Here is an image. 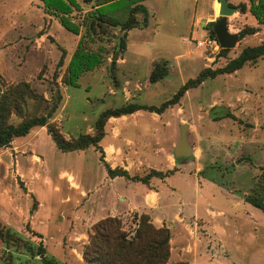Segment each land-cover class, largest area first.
<instances>
[{
    "label": "rangeland",
    "instance_id": "374dc122",
    "mask_svg": "<svg viewBox=\"0 0 264 264\" xmlns=\"http://www.w3.org/2000/svg\"><path fill=\"white\" fill-rule=\"evenodd\" d=\"M78 1L84 11L90 8ZM244 1L232 0L235 5ZM144 4L149 22L129 31L114 71L116 41L97 39L95 47L107 48L103 62L71 86L64 75L81 35L48 13L42 0H0V87L6 90L26 81L39 95L27 97L22 111L13 110L9 121L18 124L46 115L60 94L50 121L70 140L95 135L103 111L129 103L160 106L205 68L224 67L244 47L264 43V24L249 11L228 17L230 32L239 33L247 26L260 31L239 40L224 55L215 44L198 46V41L211 36L209 23L220 18L214 5L211 9V0H145ZM81 14L76 11L74 18L79 20ZM138 18L143 21L142 14ZM158 62L168 63V76L152 82L150 73ZM183 124L193 151L185 163L174 155ZM100 145L112 168L132 175L171 169L177 175L170 181L154 177L149 184L111 178L98 148L63 152L45 126L37 127L0 147V224L34 247L43 241L47 253L61 263L84 264L83 251L97 222L118 217L127 231L135 229L136 217L144 212L140 208L111 213L126 203L129 184L137 187L138 204L139 194L148 188L161 190L165 201V194H170L174 203L180 198L194 202L201 186L196 202L201 214L211 205L212 211L228 215L216 222L219 233L206 216L188 218L194 229L191 243L201 242L202 252L209 253L200 251L194 264H264V211L247 201L249 196L264 199V57L234 73L206 79L163 113L138 110L109 117ZM169 187L177 191L171 193ZM9 251L15 264H42L41 256L0 238V264L6 263Z\"/></svg>",
    "mask_w": 264,
    "mask_h": 264
},
{
    "label": "trees",
    "instance_id": "16d2710c",
    "mask_svg": "<svg viewBox=\"0 0 264 264\" xmlns=\"http://www.w3.org/2000/svg\"><path fill=\"white\" fill-rule=\"evenodd\" d=\"M46 11L55 15L60 23L76 35H81L78 45L72 54L66 67L64 81L68 85H78L84 72L90 71L100 65L104 60L105 45L94 46L100 41H116L112 70L114 71L119 58L127 47L128 33L132 28L147 26L149 22V9L144 4L145 0H83L90 8L84 11L83 5L78 0H42ZM241 13L250 12L260 24H264V0H248L235 5ZM82 12L80 19L74 18L75 12ZM143 15L141 22L138 15ZM219 20V19H218ZM214 21L209 23L212 38L217 39L213 30ZM114 29L122 31L114 33ZM260 31L259 27L247 26L238 34L242 40L249 34ZM231 49L222 48V54H227ZM119 56V57H118ZM264 57V43L244 47L239 55L224 66L216 69L205 68L194 79H189L177 92L160 106L139 105L129 103L116 109H107L102 112L97 121V133L95 135L80 134L72 140L67 139L55 122L50 121L56 111L61 95L57 102L46 115L28 117L18 124L9 121L13 110L22 111V102L27 97L37 98L39 95L29 82L23 81L9 86L6 90L0 87V147L10 145L15 137L28 135L34 128L46 127L57 147L63 152H71L86 149L90 146L98 148L102 155L107 172L111 177L122 176L133 181L149 184L154 177L165 178L173 174L174 170L151 169L145 175L130 174L129 171L120 168H112L105 161L104 151L100 141L104 136L106 120L111 116L128 115L138 110H149L163 113L170 106L180 102L189 89L200 86L208 78H216L221 74H231L242 69L248 63ZM63 54L58 66L64 64ZM168 63L158 62L150 73V80L157 82L168 76ZM114 74V73H113ZM227 117L233 115L227 113ZM247 201L264 211V199L262 197H247ZM0 238L7 244L24 247L34 256H41L42 264H64L51 257L41 241L38 247H34L23 237L19 236L9 227L0 224ZM172 232L167 226H157L151 216L142 213L136 217V227L132 233L124 228L121 218L106 217L97 222L93 227L90 242L83 251L84 264H190L187 261L170 262L172 256ZM13 253L9 251L4 264H15Z\"/></svg>",
    "mask_w": 264,
    "mask_h": 264
},
{
    "label": "crops",
    "instance_id": "0c3cea01",
    "mask_svg": "<svg viewBox=\"0 0 264 264\" xmlns=\"http://www.w3.org/2000/svg\"><path fill=\"white\" fill-rule=\"evenodd\" d=\"M198 1L199 0H197V2ZM229 2L233 3L232 0H229ZM244 2H248V0ZM213 5H214L215 11L217 12L218 0H211V9ZM228 28H229V23H228ZM178 143L175 145L174 155H175L176 147ZM180 158H183V157H180ZM176 159L178 160L179 158H176ZM176 175L177 174H172L170 176H167L165 178H160V179L162 180L166 179V181L167 180L170 181L171 178H173V176H176ZM119 177L120 176L111 177V178L116 179ZM166 187L168 188V186ZM136 188H137L136 185L129 184L128 190L126 191V195L124 197L126 200V203H120L119 204L120 207L118 206V208H115L114 211H111V213H113L112 215H120L136 207L137 209L140 208L139 210L144 211L143 213L149 214L152 217L153 222L157 226L167 225L172 232L171 259H174L175 261L187 260L188 262H190V264H194L193 260L198 258V256L200 255V251L202 252V248L200 247L201 242H199L198 244L196 242H194L193 244L191 243V239H193L194 237L193 236L194 229L192 227L193 226L192 222H190L188 218L194 217L195 215H196V218L199 217L200 215L206 216L208 217V220H209L208 225L210 227L211 226L215 227V229H217L219 233L220 228L217 226L216 222L218 221V219H220V217H224V216L226 217L228 215L227 211H212L211 205H208L205 211H203V214H201V211H200L201 206L199 203H196L197 199L199 198L198 196H201L200 194L201 192H203L201 186L198 187L200 190V194H198V196L195 197L194 202L190 200H185L184 198H180L179 200H177L176 203L169 200L171 197L170 194H165V195H168L167 201H165L166 199H164V196H162L163 192L161 190L156 189V188H148L146 191L139 194V197L142 200L139 203L140 205L134 202ZM169 190L171 193H175L177 191L176 189H174V187H169ZM168 201L169 203H167ZM191 207H194L197 210L188 211V209ZM254 212H257V211H254ZM223 223L225 226H229L230 221L225 219ZM205 252L206 253L202 252L203 255L208 256L209 255L208 251L205 250ZM193 255L196 257H193Z\"/></svg>",
    "mask_w": 264,
    "mask_h": 264
},
{
    "label": "water",
    "instance_id": "95a60500",
    "mask_svg": "<svg viewBox=\"0 0 264 264\" xmlns=\"http://www.w3.org/2000/svg\"><path fill=\"white\" fill-rule=\"evenodd\" d=\"M219 7V20L214 22L213 30L217 35V40L221 48L232 49L236 46L240 37L238 33H232L228 28V17L238 11L237 7L231 5L229 0H218ZM187 124L181 126V136L179 143L176 147L175 156L176 158L183 157L185 160L183 163L189 161L193 157V151L187 140L186 133Z\"/></svg>",
    "mask_w": 264,
    "mask_h": 264
},
{
    "label": "built area",
    "instance_id": "2783aa9c",
    "mask_svg": "<svg viewBox=\"0 0 264 264\" xmlns=\"http://www.w3.org/2000/svg\"><path fill=\"white\" fill-rule=\"evenodd\" d=\"M212 44H215L216 48H218L220 46L218 40L215 38H212L211 36H207L205 39L198 41V46H209Z\"/></svg>",
    "mask_w": 264,
    "mask_h": 264
},
{
    "label": "bare ground",
    "instance_id": "6f19581e",
    "mask_svg": "<svg viewBox=\"0 0 264 264\" xmlns=\"http://www.w3.org/2000/svg\"><path fill=\"white\" fill-rule=\"evenodd\" d=\"M219 7H220V4H219V2H218V10H217V12H219Z\"/></svg>",
    "mask_w": 264,
    "mask_h": 264
}]
</instances>
